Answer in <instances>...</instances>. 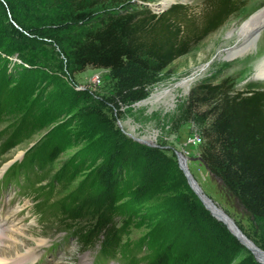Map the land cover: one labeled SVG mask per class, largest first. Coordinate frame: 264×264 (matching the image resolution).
<instances>
[{
  "label": "trees",
  "instance_id": "1",
  "mask_svg": "<svg viewBox=\"0 0 264 264\" xmlns=\"http://www.w3.org/2000/svg\"><path fill=\"white\" fill-rule=\"evenodd\" d=\"M51 1L71 8L67 20L81 28L59 41L73 72L90 66L117 70L128 63L142 70L162 71L239 9L236 0H206L197 18L183 3L156 14L150 8H98L105 0ZM27 3L0 0V22L5 24L0 32V72L6 70L2 68L4 55L18 54L27 64L22 69V84L10 86L17 74L7 71L0 78V121L19 97L25 103L11 134L15 143L64 120L9 167L2 184L20 187L24 179L36 177L40 167L52 163L67 149L81 146L55 177L56 184L41 187L50 190L42 193L47 196L40 204L46 205L56 185L66 177L70 181L88 170L77 190L52 202L49 209L75 231L83 246H98L96 264L189 263L186 251H178L173 242L161 236L136 243L126 238L131 221L124 211L129 202H146L162 218H176L200 238L208 253L202 262L192 264L228 263L231 258L223 244L227 238L236 239L190 187L175 156L161 145H145L130 137L117 125L120 114H115L107 102L88 91L79 96V91L63 79L52 78L54 88L45 99L31 98L36 85L33 78L40 69L34 56L25 54L22 48L42 41L33 33H24L31 27L26 17ZM10 17L21 29L10 22ZM196 99L202 104L216 103L208 110L210 122L202 129V162L251 215L264 218V90L230 95L223 84H203Z\"/></svg>",
  "mask_w": 264,
  "mask_h": 264
},
{
  "label": "rangeland",
  "instance_id": "2",
  "mask_svg": "<svg viewBox=\"0 0 264 264\" xmlns=\"http://www.w3.org/2000/svg\"><path fill=\"white\" fill-rule=\"evenodd\" d=\"M25 1L28 2L26 17L31 27L27 31L24 30V33H33L42 41L37 46L22 48L25 54L34 56L33 60L40 69L33 78L36 85L31 98L45 99L44 97L53 90L51 80L56 77L67 81L78 90L79 96L83 94L82 92L88 91L95 98L107 102L115 114H120L117 125L126 134L131 133L137 138L147 139L149 144L138 141L139 143L150 146L161 145L169 155L176 158V151H182L192 175L202 190L219 208L233 218L244 235L264 250V218L251 215L202 162V129L210 122L207 112L216 103L214 101L202 104L196 99L199 87L203 84H223L230 95L237 92L264 90V80L243 81L234 72L235 68L230 62H222L225 58L219 52L223 48L210 50L216 40L225 37L226 29L241 23L260 6L252 8L253 1L236 0L239 9L234 16L162 71L142 70L128 63L117 70L90 66L82 72H73L71 62L61 51L59 44L62 36L74 35L81 29L75 21L67 20L71 8L68 9L66 4L57 6L51 0ZM163 1L166 0H105L98 8L109 9L117 6L121 11L150 8L152 12L162 14L172 5L183 3L198 18L202 15L206 4V0H170L166 5H162ZM10 22L19 28L11 17ZM3 25L5 24L0 22L2 27L0 32ZM4 57L2 68L6 67V70L3 68L0 78L7 71L10 75L17 74L10 86H15L16 83L22 84V69L27 64L18 54L4 55ZM185 79L192 81L188 88L180 84ZM18 99L9 105L6 115L0 121V228H9L12 230L10 234L13 233L15 237L18 233H14L13 230L22 232V235L18 234V244L11 238L5 243L17 244L21 250L18 253L13 249L10 250L11 253L9 252L8 257L1 260L0 264H29L38 258H42L44 264H96L98 246H83L75 231L65 226L49 209L52 202L77 190L88 170L78 173L70 181L66 177L63 185L61 183L56 185L46 205L40 204L44 203L47 196L42 193L50 190L43 191L41 187L56 184L55 177L67 161L74 159L81 146L67 149L55 161L40 167L36 177L30 180L24 179L20 187L13 183L8 186L2 184L9 167L28 155L32 147L64 120L61 118L31 137L15 143L11 139V134L20 119L22 114L20 111L24 109L23 103H25H22L20 97ZM194 135L201 137V142H190L189 138ZM35 179H39L40 182H36ZM158 213L155 207L146 202H129L124 211V216L131 221L126 238L136 243L142 238L161 236L164 241L173 242L178 251L188 253V264L202 262L208 253L203 241L186 230L176 218L164 216L162 218ZM220 222L236 239L235 241L227 238L224 241L223 245L231 258L225 264H263L254 252L242 244L222 221ZM3 245L0 247H4ZM107 264H118V262L112 261Z\"/></svg>",
  "mask_w": 264,
  "mask_h": 264
},
{
  "label": "bare ground",
  "instance_id": "3",
  "mask_svg": "<svg viewBox=\"0 0 264 264\" xmlns=\"http://www.w3.org/2000/svg\"><path fill=\"white\" fill-rule=\"evenodd\" d=\"M169 1L170 0L163 1L161 4L166 5ZM251 1L254 2L252 8L260 7L250 16L246 17L241 23H236L226 29L225 37L216 40L210 49L214 50L217 47L223 48L219 52L220 55L225 58L222 62H230V64L234 66V72L239 75V78L247 82L264 80V29H262L264 26V5H262L264 0ZM256 45L257 48L255 49ZM238 54L240 55L238 56ZM191 82V80L185 79L180 84L188 88ZM212 210L216 212L215 208ZM223 221H225V218H223ZM11 232L12 230H9V228H0L1 246L5 244L6 240L9 238L14 239L16 243L17 241L19 242L18 234L22 232L13 230L14 233H18L17 237H15L13 233L10 234ZM17 244H5L3 245L4 247H0V261L6 259L8 257L7 254L12 249L18 253L21 247ZM253 252L257 256V259L264 264V255L257 251Z\"/></svg>",
  "mask_w": 264,
  "mask_h": 264
},
{
  "label": "water",
  "instance_id": "4",
  "mask_svg": "<svg viewBox=\"0 0 264 264\" xmlns=\"http://www.w3.org/2000/svg\"><path fill=\"white\" fill-rule=\"evenodd\" d=\"M128 135L132 138H134L137 141H141L143 143H148V140L145 138H137L133 136L131 133H128ZM176 155L179 161V165L181 169L183 170L188 183L190 187L193 189V191L198 195L200 200L203 202L205 207L210 210L212 215H214L218 220L222 221L227 228L232 232L234 236L246 247H248L252 252L257 251L264 255V250H262L260 247H258L252 240H250L244 233L241 231V229L236 225L235 221L233 218H231L228 214H226L221 208L218 207V205L214 202L212 198H210L200 187L198 184L197 180L194 178L192 175L189 167H188V162L187 158L184 155L182 151H176ZM215 208L216 212H214L212 209ZM225 218V221H223V218ZM233 226V227H231ZM241 235V237H240Z\"/></svg>",
  "mask_w": 264,
  "mask_h": 264
},
{
  "label": "built area",
  "instance_id": "5",
  "mask_svg": "<svg viewBox=\"0 0 264 264\" xmlns=\"http://www.w3.org/2000/svg\"><path fill=\"white\" fill-rule=\"evenodd\" d=\"M99 79V78H98ZM201 137H199V136H191L190 138H189V141L190 142H192V143H199V142H201Z\"/></svg>",
  "mask_w": 264,
  "mask_h": 264
}]
</instances>
